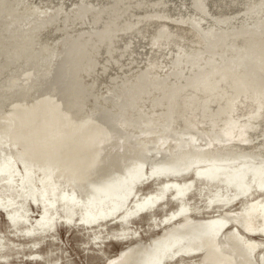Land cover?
<instances>
[{
	"label": "water",
	"instance_id": "1",
	"mask_svg": "<svg viewBox=\"0 0 264 264\" xmlns=\"http://www.w3.org/2000/svg\"><path fill=\"white\" fill-rule=\"evenodd\" d=\"M0 264H264V0H0Z\"/></svg>",
	"mask_w": 264,
	"mask_h": 264
}]
</instances>
